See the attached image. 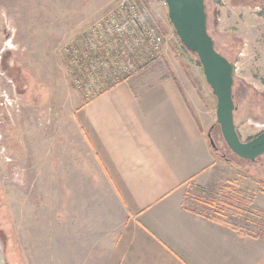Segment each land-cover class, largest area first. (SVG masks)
I'll return each instance as SVG.
<instances>
[{
    "label": "rangeland",
    "instance_id": "374dc122",
    "mask_svg": "<svg viewBox=\"0 0 264 264\" xmlns=\"http://www.w3.org/2000/svg\"><path fill=\"white\" fill-rule=\"evenodd\" d=\"M118 1L0 0V236L6 264H79L80 247L82 254L86 250L83 232V246L79 241V199L69 194L78 195L85 186L93 193L95 184L85 183L84 159L64 134L70 113L81 103L77 96L89 99L100 91L78 86L65 52ZM131 1L157 29L162 47L129 78L181 83L211 124L218 159L230 166V176L257 175L264 181V154L251 161L227 145L216 97L198 56L181 44L165 0ZM206 5L216 48L235 65V124L248 141L264 131V17L259 14L264 0H206ZM215 184L207 188V198L217 200ZM107 186L102 184L104 223L109 209L118 207ZM239 227L264 233L259 226Z\"/></svg>",
    "mask_w": 264,
    "mask_h": 264
},
{
    "label": "crops",
    "instance_id": "0c3cea01",
    "mask_svg": "<svg viewBox=\"0 0 264 264\" xmlns=\"http://www.w3.org/2000/svg\"><path fill=\"white\" fill-rule=\"evenodd\" d=\"M82 98L64 134L84 159L85 183L95 184L93 193L85 186L69 194L79 199L80 246L85 237L79 264H264V233L229 227L264 230V181L230 176L210 142L211 124L181 83L128 78ZM229 181L238 193L206 197ZM103 183L118 202L107 226Z\"/></svg>",
    "mask_w": 264,
    "mask_h": 264
},
{
    "label": "built area",
    "instance_id": "2783aa9c",
    "mask_svg": "<svg viewBox=\"0 0 264 264\" xmlns=\"http://www.w3.org/2000/svg\"><path fill=\"white\" fill-rule=\"evenodd\" d=\"M161 47V35L145 20L138 4L119 0L107 14L91 23L65 53L78 86L87 92L92 87L102 93L128 79Z\"/></svg>",
    "mask_w": 264,
    "mask_h": 264
},
{
    "label": "water",
    "instance_id": "95a60500",
    "mask_svg": "<svg viewBox=\"0 0 264 264\" xmlns=\"http://www.w3.org/2000/svg\"><path fill=\"white\" fill-rule=\"evenodd\" d=\"M168 16L183 46L196 54L206 82L216 97L217 123L233 153L256 161L264 154V131L243 141L235 124L234 73L235 65L221 53L208 29L206 0H165ZM212 146L214 139L209 132ZM5 246L0 236V264L5 262Z\"/></svg>",
    "mask_w": 264,
    "mask_h": 264
},
{
    "label": "trees",
    "instance_id": "16d2710c",
    "mask_svg": "<svg viewBox=\"0 0 264 264\" xmlns=\"http://www.w3.org/2000/svg\"><path fill=\"white\" fill-rule=\"evenodd\" d=\"M261 16H263L264 17V9L259 13ZM181 42V41H180ZM182 44V43H181ZM183 45V44H182ZM209 132L211 133V135H212V129H210L209 130ZM212 138H213V136H212ZM214 139V138H213ZM215 142V141H214ZM213 148H214V150H215V152H216V154L218 155V151H219V148H218V146L216 145V143H215V147L213 146ZM263 190H264V183H263ZM219 190L222 192V193H224V194H227V193H229V191H231L232 192V190L234 191V192H236V193H238V191H239V187L237 186V184L235 183V182H231V181H229V182H225L224 184H222L221 186H220V188H219ZM229 227H231L232 229H234V230H237V231H240V227L239 226H236V225H234V224H230L229 223Z\"/></svg>",
    "mask_w": 264,
    "mask_h": 264
},
{
    "label": "flooded vegetation",
    "instance_id": "af4514ba",
    "mask_svg": "<svg viewBox=\"0 0 264 264\" xmlns=\"http://www.w3.org/2000/svg\"><path fill=\"white\" fill-rule=\"evenodd\" d=\"M25 85H27V84H25Z\"/></svg>",
    "mask_w": 264,
    "mask_h": 264
}]
</instances>
